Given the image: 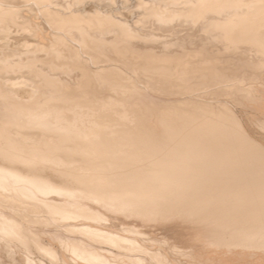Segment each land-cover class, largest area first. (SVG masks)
Returning <instances> with one entry per match:
<instances>
[{"label":"bare ground","instance_id":"bare-ground-1","mask_svg":"<svg viewBox=\"0 0 264 264\" xmlns=\"http://www.w3.org/2000/svg\"><path fill=\"white\" fill-rule=\"evenodd\" d=\"M215 46L264 70V0H0V264H264V144L173 91Z\"/></svg>","mask_w":264,"mask_h":264},{"label":"rangeland","instance_id":"rangeland-1","mask_svg":"<svg viewBox=\"0 0 264 264\" xmlns=\"http://www.w3.org/2000/svg\"><path fill=\"white\" fill-rule=\"evenodd\" d=\"M124 10V9H123ZM148 26V24H147ZM85 42L87 44H85ZM82 43V46L85 47L86 51H90L91 48L92 51L94 52L95 44L90 42V40L85 41ZM90 42V43H89ZM89 44V45H88ZM92 44V45H91ZM88 48V46L90 48ZM97 46V45H96ZM91 51V52H92ZM211 52L208 54H202V55H194L195 58L193 59L194 61H197L195 65H191L187 62L182 61L181 59H172L171 62H168L170 64L169 66L175 70H179V72H182L183 74V80L179 81L176 86L173 87V91H177L180 93L184 92H194V93H199L200 95H205L209 98L215 99L217 101L225 102L228 104V106L235 112V115L239 118L240 124L242 126V129H244L248 134L251 135V137L259 142L264 144V130L262 128V121H260V114L257 110L252 109L248 106L245 105H240L237 104L236 101V95L234 94L235 91V85L238 80L245 74V76H255L256 79L252 80V84L254 85L255 92L259 94H264V70L261 68H255V67H249L245 68L243 67L240 69V67L235 65L236 59L234 56V53L229 51V50H218L217 47H212ZM96 53V52H95ZM259 52L253 51L249 55H255L258 54ZM227 76L226 78L221 77V72ZM201 76L203 79L201 81L197 80H186L188 76ZM263 75V76H261ZM259 77H263L262 80H259ZM213 78V79H210ZM258 78V79H257ZM260 81V82H259ZM263 81V82H262ZM151 85L149 88L153 93L157 90L155 94H161L158 92V88L154 86L153 84L148 83ZM243 85V83H240ZM148 85V86H149ZM157 86H160L158 84ZM244 86V85H243ZM152 87L154 89H152ZM245 87V86H244ZM175 95V94H174ZM173 95V96H174ZM177 95V94H176ZM175 95V96H176ZM174 96V97H175ZM181 95L179 94V97ZM178 98V96H176ZM175 97V98H176ZM245 102H247L245 100ZM244 108V109H243ZM108 222V221H107ZM46 238V237H45ZM49 239H51L48 236ZM104 244V243H103ZM106 245L109 243H105ZM104 244V245H105ZM102 245L104 250H112L114 252H118L121 250L120 248L112 245V247L106 248ZM263 247V246H262ZM114 249V250H113ZM258 250H262L261 247ZM264 250V247H263ZM71 262H74L71 258H69ZM48 262V261H47ZM158 264V263H157Z\"/></svg>","mask_w":264,"mask_h":264}]
</instances>
